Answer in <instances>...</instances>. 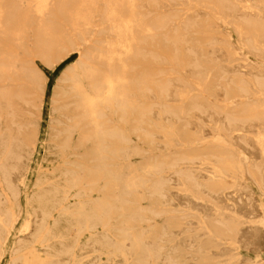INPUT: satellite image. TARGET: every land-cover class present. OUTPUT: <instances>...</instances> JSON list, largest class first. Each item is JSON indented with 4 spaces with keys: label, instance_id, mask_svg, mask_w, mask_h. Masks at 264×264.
<instances>
[{
    "label": "bare ground",
    "instance_id": "bare-ground-1",
    "mask_svg": "<svg viewBox=\"0 0 264 264\" xmlns=\"http://www.w3.org/2000/svg\"><path fill=\"white\" fill-rule=\"evenodd\" d=\"M72 50L9 264H264V0H0V261Z\"/></svg>",
    "mask_w": 264,
    "mask_h": 264
},
{
    "label": "rangeland",
    "instance_id": "rangeland-1",
    "mask_svg": "<svg viewBox=\"0 0 264 264\" xmlns=\"http://www.w3.org/2000/svg\"><path fill=\"white\" fill-rule=\"evenodd\" d=\"M163 8L164 10H167L166 6H164ZM91 33L92 32H88L87 35L89 36ZM109 34L110 32L107 30H102L98 33V35L103 39H105ZM86 46L87 40H81L79 43L80 49L84 50ZM77 57L78 56L75 50L69 51L68 53H65V55H63L60 59L54 61L51 66L46 68V72L49 76L46 84L47 91L45 92V96L43 97L40 105L41 113L38 117H36L38 137L37 139H35L33 148L30 151L26 171L20 183V197L18 202L20 213L2 245L3 255L0 264H9L10 258L16 245V239L22 234L21 229L29 216V212H32L33 209H36L37 207L38 203L34 199L30 198L36 188L34 186L36 180L47 179L50 183L54 182L59 185H64L62 178L63 168L61 163V155L58 146L54 143L51 135L53 124L57 120L61 119L62 116L58 115L60 113L58 102L53 101L50 97L55 94L53 90L55 87H57L55 82L57 81V76L60 73L61 69H63L67 64L75 62L77 60ZM254 61L257 62L258 65L262 66V68H264V65L259 60L254 59ZM181 76L186 80L188 79V76L184 71L181 72ZM206 95L208 96L210 94L206 92ZM208 97L209 99H212L211 96ZM238 100V98L233 99L235 103L238 102ZM4 126V121H2L0 124V128L4 129ZM235 151L239 153L243 161L248 160V156L245 152L237 148H235ZM70 156H72V154H70ZM60 225L61 227H67V219L61 218ZM33 246L35 247H32V245H28L25 248L27 250L32 248L39 250L40 248L37 243L33 244ZM22 254L25 259V264H34L35 259L33 257V254ZM262 256L264 258V253L262 254Z\"/></svg>",
    "mask_w": 264,
    "mask_h": 264
}]
</instances>
